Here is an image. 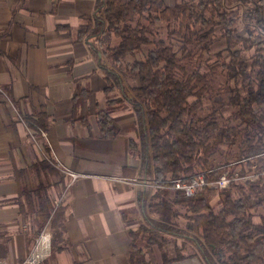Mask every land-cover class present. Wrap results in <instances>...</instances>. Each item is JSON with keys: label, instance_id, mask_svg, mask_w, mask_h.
Wrapping results in <instances>:
<instances>
[{"label": "trees", "instance_id": "trees-1", "mask_svg": "<svg viewBox=\"0 0 264 264\" xmlns=\"http://www.w3.org/2000/svg\"><path fill=\"white\" fill-rule=\"evenodd\" d=\"M78 36L104 74V92L117 90L134 113L130 154L152 183L138 193L144 224L129 232L128 263L150 264L147 251L156 247L162 264L192 256L204 264H264V0H95ZM21 120L36 138L48 130L43 110ZM100 124L106 138L116 135L106 114ZM32 168L62 184L47 159ZM227 171L258 178L192 197L170 188ZM47 188L44 181L23 187L17 200L34 237L43 228L55 233L65 218ZM166 237L184 241L174 256ZM187 245L193 253H181Z\"/></svg>", "mask_w": 264, "mask_h": 264}, {"label": "crops", "instance_id": "crops-1", "mask_svg": "<svg viewBox=\"0 0 264 264\" xmlns=\"http://www.w3.org/2000/svg\"><path fill=\"white\" fill-rule=\"evenodd\" d=\"M94 9L95 0H0V264H20L29 251L34 236L17 200L23 187L41 181L65 208L43 264H129V232L144 224L138 205L144 180L129 147L134 113L117 90L104 92V74L78 36ZM39 110L48 130L34 143L21 118ZM104 114L116 130L112 138L101 127ZM43 159L62 184L33 170ZM70 172L79 177L71 181ZM147 259L162 264L156 248ZM168 264L204 263L192 256Z\"/></svg>", "mask_w": 264, "mask_h": 264}, {"label": "built area", "instance_id": "built-area-1", "mask_svg": "<svg viewBox=\"0 0 264 264\" xmlns=\"http://www.w3.org/2000/svg\"><path fill=\"white\" fill-rule=\"evenodd\" d=\"M259 2L260 0H256ZM30 139L37 143V138L34 137L29 131ZM41 136H45V134H41ZM67 175L71 178V181H74L79 177L78 174L75 173H67ZM258 175L256 173H248L245 175H240L237 173L230 174L228 171L222 173L216 180L207 181L203 174H199L196 176H192L186 180H177L174 181L171 189L180 191L184 194L185 197H192L196 191L203 188L217 189L223 190L229 187L231 183H240L245 182L247 180H256ZM143 186L152 187V183L144 182ZM168 187V186H161ZM54 207H58L60 205L59 200H55L53 202ZM51 243H52V234L48 228L42 229L38 234L35 235L33 242L29 248V251L24 258V260L20 264H43L44 261L51 254Z\"/></svg>", "mask_w": 264, "mask_h": 264}, {"label": "rangeland", "instance_id": "rangeland-1", "mask_svg": "<svg viewBox=\"0 0 264 264\" xmlns=\"http://www.w3.org/2000/svg\"><path fill=\"white\" fill-rule=\"evenodd\" d=\"M115 44H117V40H114L112 42V45H115ZM54 209H57V207L53 208V210ZM179 222H180L181 225H183V220L182 219H179ZM166 239H167V244L165 246V249L168 252V256H174L175 255L174 248L176 247L175 245L183 246L184 241H182L181 239H176V238H172V237H166ZM153 248H156V247H153ZM193 251H194V249L192 247H190V245H187V246H185L183 248L181 253L190 254V253H193Z\"/></svg>", "mask_w": 264, "mask_h": 264}]
</instances>
